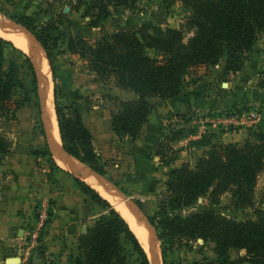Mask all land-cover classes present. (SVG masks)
<instances>
[{"label": "rangeland", "instance_id": "obj_1", "mask_svg": "<svg viewBox=\"0 0 264 264\" xmlns=\"http://www.w3.org/2000/svg\"><path fill=\"white\" fill-rule=\"evenodd\" d=\"M91 2L94 0H27L24 4L0 0L1 20L24 27L26 26L23 23L28 25L34 37L41 39V42L38 41V46L47 55L43 48L44 43L52 55L57 68L56 77L51 68L55 110L58 105L68 117L80 114L86 127L94 134V147L99 159L96 164H86L90 169L105 171L106 174L102 176L111 183H114L112 178L119 180L122 183L121 186L126 188L127 192H124L126 196L133 197L136 203L141 202L152 213L157 203L165 200L167 196L162 192L135 193L129 182H125L127 176L135 174L136 157L142 156L151 161L160 171L164 184L169 174L183 164L194 167L204 147L205 152L203 151L202 155L214 144H243L246 141L261 144L263 142L258 120L264 119V102L260 98H255L253 91L257 90L254 89L256 86L259 90L262 89L260 92L264 94V88L259 86V82L264 78V65L258 71H254L252 76L248 74L245 77V86L240 84L244 82L241 79L244 76L240 75L239 78L237 73L224 74V62L217 66L198 65L186 72L185 85L179 98L184 95L189 96L195 104L193 106L190 101L192 106H190V112L186 113V117L179 115L173 118L166 114L157 126H144L139 137L135 139L116 135L111 127V119L118 103L112 97L132 100L127 99L128 92L132 91L118 87L113 78L102 79L92 69L90 59L82 54V46L95 45L103 38L122 29L138 31L142 26H146L150 32H153L154 28L162 29L164 32L168 29L180 30L184 34V42L187 43L198 30L197 12L194 7L185 4L182 0H129L127 6H109L108 14L101 15L97 19L96 9L87 11ZM91 18L97 22L95 26L91 25ZM80 30L83 34L78 37L76 32ZM78 39L81 41L79 42ZM258 46L260 50L255 54L264 52V33L259 37ZM19 50L21 49L18 47L15 49L8 45L5 49L6 66H9L11 61L20 65L24 64V55ZM150 55L154 56V52ZM21 71L24 73V81L30 88V92H33L31 70L24 64ZM237 83L240 85L234 87ZM208 91L210 103H217V107L208 109L200 106L201 94ZM23 97V90L18 88L15 99L20 101ZM40 108V98L37 93L36 97H32V102L26 104L15 115L9 112L0 116V198L3 195L2 191L14 179L13 162L18 147L20 152L18 157H21L19 160L24 162L23 166L26 165L27 168L34 170L38 178L49 187L51 194L48 198L32 203L30 210H27V213H31L33 217L32 222H29L30 227L33 225V219L39 217L44 207L48 209L47 221L49 220L50 223L53 220L54 200L58 197L57 195H61L60 189L63 187L60 182L68 183L67 181L71 180L74 188L82 192L79 183L75 181L78 177H75L73 173H70L68 177V174L58 166ZM228 113L239 114L240 120L243 119L245 123L240 126L226 123V128L225 124H221L216 129L209 127L208 118ZM177 132L181 133L176 136V139H171ZM34 152L36 155L32 154ZM49 152L51 155L47 154ZM45 153L46 155H43ZM232 200L231 193L225 192L221 194L217 202L212 203L207 194L200 197L193 205L182 207L175 212L185 217L194 212L211 209L237 221L255 218V210L264 209V169L257 176L253 205L238 207ZM87 208L90 218L84 221L86 228L99 217L100 211L91 210L88 206ZM161 222L162 219L158 216L155 217L154 224L150 222L156 231L154 239L159 246V264H196L200 257L216 259L217 254L213 251L214 243L210 240L204 241L202 238L198 240L177 238L171 253L164 254L163 240L160 239L156 230ZM47 226L49 225L46 222L42 237H45L47 233ZM6 246L2 244V248ZM43 246L41 244L33 248L32 258L36 264H63L59 258L55 260L51 256L47 257ZM147 252L151 256V252L148 250ZM78 255L79 249L75 246L71 255L74 257L70 256L65 264H74ZM245 256L243 250L231 249L229 253L232 260H241Z\"/></svg>", "mask_w": 264, "mask_h": 264}, {"label": "trees", "instance_id": "obj_2", "mask_svg": "<svg viewBox=\"0 0 264 264\" xmlns=\"http://www.w3.org/2000/svg\"><path fill=\"white\" fill-rule=\"evenodd\" d=\"M182 1L197 12L198 30L187 43L180 30L168 29L164 32L154 28L150 32L146 26H142L138 31L122 29L95 45L82 46V54L90 59L92 69L102 79L113 78L118 87L138 94L134 100L112 97L118 105L112 113L111 127L119 137H139L152 118L150 98L176 102L185 85L186 72L191 68L198 65L216 66L224 62V74L237 73L244 68L250 54L260 50L258 41L264 33V0ZM128 3L129 0H94L87 11L96 9L99 19L101 15L108 14L109 6L122 7ZM90 23L92 26L97 24L92 18ZM23 25L30 29L25 23ZM82 34L81 30L76 32L78 37ZM38 40L41 42L40 38ZM8 45L16 49L11 41L0 37V116L9 112L15 115L38 93L34 65L23 50L19 52L24 55L23 63L31 70L33 92L24 81L21 71L24 64L11 61L6 66L5 49ZM43 48L56 77L53 57L44 43ZM151 52H154V56L150 55ZM259 83L264 88V78ZM18 88L24 92L20 101L15 99ZM253 96L264 102V94L258 90L253 91ZM178 113V116L186 117V112ZM56 117L65 151L82 163L96 164L99 156L93 144V135L81 115L68 117L57 105ZM258 128L263 140L261 144L251 141L214 144L198 157L194 167L183 164L176 168L169 174L168 180L158 187V192L165 193L167 197L157 203L152 213L144 204L137 203L152 224L155 217H161V225L156 230L163 240L164 254L171 253L177 238H202L214 243L213 251L217 257L212 260L200 257L196 264H264V209H256V217L244 221L223 216L211 209L185 217L175 212L193 205L207 194L215 203L225 192L231 193L232 201L238 207L253 205L257 176L264 169V131L260 126ZM180 133H175L171 139H176ZM32 154L36 155L35 152ZM47 154L51 155L50 152ZM142 171L147 172L146 168ZM98 172L106 174L105 171ZM75 181L86 197L87 206L100 211L99 217L88 226V231L78 236L79 255L74 264H151L143 244L122 214L89 184L79 178H75ZM127 181L131 183L130 179H125ZM112 182L127 192L119 180L112 178ZM65 245L72 251L75 243ZM231 249L244 250L245 258L232 260L229 257ZM71 255L72 252L68 258ZM23 264L36 263L27 260Z\"/></svg>", "mask_w": 264, "mask_h": 264}, {"label": "crops", "instance_id": "obj_3", "mask_svg": "<svg viewBox=\"0 0 264 264\" xmlns=\"http://www.w3.org/2000/svg\"><path fill=\"white\" fill-rule=\"evenodd\" d=\"M0 27H11L13 29H16L18 32H24V28L22 26L15 25L14 23L9 21H3L1 20V18ZM28 38H30L33 42L38 45V42L34 41L33 38H31L30 36H28ZM262 65H264V52L250 54L249 60L246 61L244 68L241 71L237 72L239 78L241 76H244V78H241L244 82H240V84L246 86L245 77L248 74L252 76L251 74H253L254 71H258ZM231 76L235 77L234 74H231ZM251 81H253L252 78ZM240 84L237 83L234 87H236L237 85L239 86ZM254 89H257L259 92L262 90H259L256 86ZM208 94H210L209 91L201 94L202 99H200V106L208 109H211L212 107H217V103H210L211 100H209ZM128 95L129 97L127 99L134 100L138 98V94H136L135 92H128ZM215 95L219 96V94L217 93H215ZM175 100L176 102H172L170 100H163L158 97L150 98L149 102L153 107L151 115L152 118L150 117L145 127L147 125L157 126L160 123L162 117L166 114L170 117L173 116V118H177V114H179V111L188 113L190 112V106H192V104L193 106L195 105L192 102L191 98L186 95L182 96L181 98L178 97ZM190 101L192 104L190 103ZM47 132L49 135L51 148L53 149L55 155H57L56 158L59 156V158H61L62 160H66L68 164H71L72 166L79 168L80 170L88 171V173L94 179L104 182L108 187L117 191L121 196V203H123L124 206L130 210V212H137L148 223L151 234L152 236L154 235L153 227L149 224V221L145 217L144 213L133 201V197H131L130 200H124L128 196L123 194L117 187L111 184L104 177L97 175L91 170H89V168L86 167V164L80 162L77 158L69 155L68 153H64L62 150V140L61 146L59 147L54 140L52 141L48 129ZM17 149L18 150L15 153V158L13 162L15 171L14 179H12L8 183L5 190L2 191L3 195H1L0 198V264H4V260L12 256L20 257V264L25 263L27 260H33V250L31 251V256H27V251H24L23 249H20L18 247V240L24 239L27 233L29 232V222H32L31 219L33 217L31 216V213H27V210H30L31 204L37 202L38 200L48 198L51 195L48 190L49 187L38 178V176L35 174L36 172H34V170L32 169L27 168L26 165L23 166L24 162L19 160L21 157H18L20 154L19 147ZM203 149L200 151V156H202L203 151L205 152V150ZM207 149L208 146L206 147V150ZM152 164L153 163L151 161L142 156L136 157V159L134 160L135 174L133 176H127L125 179H130L131 183H129V185L133 190H135V193H159L158 187L160 185H163V181L161 178L160 171L157 170V168L152 167ZM58 166L63 169L64 173L68 174V177L70 176V173H73L71 170L62 167L59 164ZM143 168H146V173L142 171ZM75 177L78 176L75 175ZM156 179L158 180L156 181ZM67 182L68 183L60 182V184H62L63 186L60 189L61 195H57L58 197H55V202L52 208L54 217L53 220L48 223L49 226H47L46 228L47 233H45L43 241V247L44 250H46L47 257L51 256V258H55V260L56 258H59L62 260V263H66L69 254L73 252V250L71 251L70 248H67L65 244L74 242V247L77 246L78 236L83 233L82 229L85 228L84 221L90 218V213H88V211L86 210V206L88 204L85 203V195L79 190H76V188H74L71 180H68ZM128 223L130 224V221H128ZM130 227L133 230L132 224H130ZM133 231L137 235L136 231ZM145 238L147 239V237ZM141 243L143 244L142 241ZM2 244H5L7 246L5 248H2ZM143 246L146 249L145 245ZM154 247L156 248L155 245ZM158 250L159 246L157 245V256L153 255V257H151L148 253L152 264L153 262L155 264H159ZM33 262L36 263L34 260Z\"/></svg>", "mask_w": 264, "mask_h": 264}, {"label": "bare ground", "instance_id": "obj_4", "mask_svg": "<svg viewBox=\"0 0 264 264\" xmlns=\"http://www.w3.org/2000/svg\"><path fill=\"white\" fill-rule=\"evenodd\" d=\"M27 35L33 38L30 35V33L27 30H25V28H24V32H18L16 29H13L11 27L0 28V37L10 40L11 42H13V44L16 47L26 52L28 55L32 57L33 60H35L39 68L38 70H39L40 78L43 79L40 85V90L43 100V112H44L43 115L46 121V126L50 132L52 141L54 140L56 144L60 147L61 137H60L59 125H58L56 110L54 105V93H53L54 83L51 75L50 63L45 52L42 51V49L35 42H33L30 38H28ZM34 41L36 40L34 39ZM56 159L60 166L68 170H71L76 176L80 177L90 186L98 190V192L101 193L102 196L107 198L113 204V206L128 221H130L133 230L136 231L138 237L143 242V245H145L146 250L151 252L149 241L150 238L152 237V234L149 229L148 223L137 212H130V210L126 208L123 203H121L122 199L117 191L108 187L104 182L94 179L88 173V171L80 170L79 168H76L71 164H68L66 160H62L61 158H59V156ZM86 167L89 168L87 165ZM89 170L91 169L89 168ZM130 198L131 197H126L124 200H130ZM145 237H147V239ZM151 256L153 257L152 252H151Z\"/></svg>", "mask_w": 264, "mask_h": 264}, {"label": "built area", "instance_id": "obj_5", "mask_svg": "<svg viewBox=\"0 0 264 264\" xmlns=\"http://www.w3.org/2000/svg\"><path fill=\"white\" fill-rule=\"evenodd\" d=\"M11 2L24 4L27 0H11ZM261 119L258 120L260 122ZM207 123L210 128L216 129L221 124L230 123L232 125H243L245 121L243 119L240 120L239 114L235 113H228L224 115H214L213 117L208 118ZM47 207H44L43 210L40 212L39 217L33 220V225L30 227L29 232L27 233L24 239H19V248L27 251V256L31 255V251L33 248L39 247L43 244L44 237L43 232L46 226L47 218H48V211Z\"/></svg>", "mask_w": 264, "mask_h": 264}, {"label": "water", "instance_id": "obj_6", "mask_svg": "<svg viewBox=\"0 0 264 264\" xmlns=\"http://www.w3.org/2000/svg\"><path fill=\"white\" fill-rule=\"evenodd\" d=\"M15 24V23H14ZM15 25H18V24H15ZM18 26H21V25H18ZM23 28H25V30H27L29 33H30V35L38 42L39 40L38 39H36L35 37H34V35L30 32V30L28 29V28H26V27H24V26H22ZM30 57V56H29ZM30 59H31V62L33 63V65H34V68H35V71H36V76H37V81H38V86H39V91H38V95H39V98H40V104H41V112H42V115H43V100H42V96H41V90H40V85H41V83H42V81H43V79L42 78H40V74H39V68H38V66H37V64H36V62L30 57ZM43 117V116H42ZM43 122H44V125L46 126V122H45V120H44V117H43ZM259 126H260V128H261V130L262 131H264V120H262V121H260V123H259ZM46 130H47V126H46ZM48 133V132H47ZM48 139H49V135H48ZM50 142V141H49ZM51 145V144H50ZM62 150H63V152L64 153H68V152H66L65 151V149H64V147H63V145H62ZM70 155V154H69ZM72 156V155H71ZM81 162V161H80ZM85 164V163H84ZM152 167H154V164H152ZM94 173H96V174H99L100 176H102V174H100L98 171H96V170H94V169H91ZM103 177V176H102ZM111 183V182H110ZM111 184H113L115 187H117L123 194H125L117 185H115L114 183H111ZM126 195V194H125ZM136 203V202H135ZM136 205L138 206V204L136 203ZM139 207V206H138ZM139 209L144 213V215H145V217L148 219V216L146 215V213L139 207ZM148 221H149V219H148ZM149 224L151 225V223H150V221H149ZM152 226V225H151ZM88 231V228H83L82 229V232L83 233H86ZM153 231H154V234L156 235V231H155V229L153 228ZM154 245L156 246V248L154 247ZM149 246H150V248H151V252L153 253V255H155V256H157V245H156V240L154 239V235L150 238V241H149ZM146 250V249H145ZM147 252V251H146ZM147 254H148V252H147ZM149 256V255H148ZM150 258V257H149ZM20 262H21V258L20 257H14V256H12V257H8V258H6L5 259V262H4V264H20ZM158 262H159V258H158ZM152 264V263H151Z\"/></svg>", "mask_w": 264, "mask_h": 264}]
</instances>
